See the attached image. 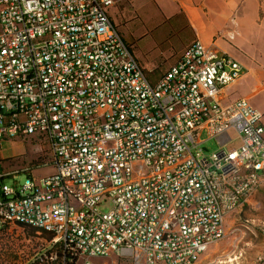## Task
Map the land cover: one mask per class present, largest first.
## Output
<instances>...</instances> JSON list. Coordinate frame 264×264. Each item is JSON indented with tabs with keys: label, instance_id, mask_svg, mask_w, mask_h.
Returning <instances> with one entry per match:
<instances>
[{
	"label": "built area",
	"instance_id": "obj_1",
	"mask_svg": "<svg viewBox=\"0 0 264 264\" xmlns=\"http://www.w3.org/2000/svg\"><path fill=\"white\" fill-rule=\"evenodd\" d=\"M115 2L0 0V142L50 150L18 188L0 173V232L22 264H195L264 186V113L221 103L244 67L194 40L151 82L107 15Z\"/></svg>",
	"mask_w": 264,
	"mask_h": 264
},
{
	"label": "rangeland",
	"instance_id": "obj_2",
	"mask_svg": "<svg viewBox=\"0 0 264 264\" xmlns=\"http://www.w3.org/2000/svg\"><path fill=\"white\" fill-rule=\"evenodd\" d=\"M133 12L131 10L130 13H123V18L117 16L119 33L130 46L138 62L148 63L158 69L166 67L172 62L174 52L187 37L182 23ZM146 74L151 81L158 76L148 72ZM229 133L233 134V131ZM200 138L202 140L206 138L205 132L201 133ZM203 147L207 153H211L216 150L217 144L214 139H209L203 143ZM49 154V145L42 137L26 136L3 140L0 143V156H3L0 158V173L8 174L1 182L18 188L26 177L22 169L48 162ZM53 171L54 166L51 164L32 170L36 178L49 175ZM260 189L250 205L238 208L224 218L226 237L212 244L195 264H264V189L261 191ZM99 208L107 211L110 209V201H102ZM14 239L12 234L9 240L14 243ZM35 243L33 239L26 243V257ZM105 260L107 259H93L96 264ZM22 261H24L22 257L11 254L5 264H22Z\"/></svg>",
	"mask_w": 264,
	"mask_h": 264
},
{
	"label": "crops",
	"instance_id": "obj_3",
	"mask_svg": "<svg viewBox=\"0 0 264 264\" xmlns=\"http://www.w3.org/2000/svg\"><path fill=\"white\" fill-rule=\"evenodd\" d=\"M131 10L165 21H180L187 33L166 67L158 69L138 62L146 72L158 75L154 81L147 76L151 82L159 80L192 41L214 44L245 69L239 79L222 89L221 103L246 98L264 113V0H116L106 12L117 28V16L123 18V13Z\"/></svg>",
	"mask_w": 264,
	"mask_h": 264
},
{
	"label": "trees",
	"instance_id": "obj_4",
	"mask_svg": "<svg viewBox=\"0 0 264 264\" xmlns=\"http://www.w3.org/2000/svg\"><path fill=\"white\" fill-rule=\"evenodd\" d=\"M26 235L30 237L34 234L33 228H26ZM29 235V236H28ZM11 234H3L0 232V264H5L9 259V255L16 254L14 250V245L9 240ZM19 257V256H18Z\"/></svg>",
	"mask_w": 264,
	"mask_h": 264
}]
</instances>
